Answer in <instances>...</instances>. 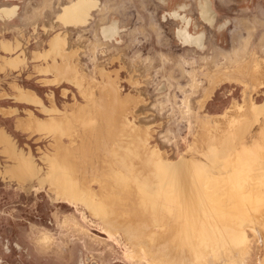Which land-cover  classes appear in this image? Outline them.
Returning <instances> with one entry per match:
<instances>
[{
  "label": "rangeland",
  "instance_id": "obj_1",
  "mask_svg": "<svg viewBox=\"0 0 264 264\" xmlns=\"http://www.w3.org/2000/svg\"><path fill=\"white\" fill-rule=\"evenodd\" d=\"M74 1L0 0V264H264V0Z\"/></svg>",
  "mask_w": 264,
  "mask_h": 264
},
{
  "label": "bare ground",
  "instance_id": "obj_2",
  "mask_svg": "<svg viewBox=\"0 0 264 264\" xmlns=\"http://www.w3.org/2000/svg\"><path fill=\"white\" fill-rule=\"evenodd\" d=\"M90 4V3H89ZM89 4H87V3H84V2H81V1H78V2H76V3H74L72 6H70V7H67V9H66V13H65V19H66V21H68V22H79V21H84V18H85V15H86V13H87V11H88V8H89ZM15 7H13L12 9L11 8H2L1 10H0V12H1V14H2V16H10V15H12L13 13H15ZM201 14H202V16L204 17V19H206L207 21H209V22H212L213 21V19H214V14H213V12H212V10H211V8H210V6H209V4L207 3V2H205L204 1V3L202 4V6H201ZM91 15V14H90ZM36 30V29H35ZM110 32H111V29L109 30ZM181 36L183 37V40L185 41V42H191V43H194V44H197V45H199L200 44V39H199V37H195V36H192V35H190L189 33H182L181 34ZM62 44V41L61 40H59L58 38H54L53 40H52V47H58V46H60ZM193 44V45H194ZM6 47V46H5ZM7 48V47H6ZM201 48V47H200ZM41 57V56H40ZM253 69V68H252ZM256 69V68H255ZM257 75V74H256ZM94 118V117H93ZM93 121H94V119H93ZM258 123V122H257ZM256 126L255 127H253L252 129H251V135H250V141L252 142V147L254 148V149H260V150H262V151H264V119L263 120H261V122H259V124H255ZM257 153H259V154H262L260 151H256ZM255 153V152H254ZM257 153H255V154H257ZM92 161V160H91ZM94 164V163H93ZM95 164H96V162H95ZM145 165V164H144ZM149 166V165H148ZM94 168H96V167H94ZM151 168V167H150ZM261 169L263 168V167H260ZM151 170H152V168H151ZM264 172V171H263ZM151 174V173H150ZM151 178V177H150ZM62 179V178H61ZM147 179H149V178H147ZM150 181H151V179H150ZM147 182H149V180L147 181ZM181 182V181H180ZM180 186H181V184H180ZM63 193V192H62ZM65 193V192H64ZM198 195V194H197ZM196 195V196H197ZM200 195V194H199ZM182 196V195H181ZM186 196V195H185ZM199 196H197V198H198ZM180 198V197H179ZM201 198H203V197H201ZM175 198H173V200H174ZM182 199V198H181ZM184 199V198H183ZM198 199H200V197L198 198ZM197 199V200H198ZM178 200V199H177ZM180 200V199H179ZM203 200H205L204 198H203ZM175 202H176V204L178 203L177 201H176V199L174 200ZM181 201V200H180ZM184 201V200H183ZM187 201V200H186ZM113 202H115V201H113ZM116 203V202H115ZM180 203V202H179ZM178 203V204H179ZM197 203V202H196ZM203 203H204V201H203ZM117 204V203H116ZM197 204H199V201H198V203ZM111 206V205H110ZM109 206V207H110ZM113 206V205H112ZM108 207V208H109ZM112 208V207H111ZM115 208V207H114ZM116 209V208H115ZM110 210V209H109ZM117 210V209H116ZM181 220V219H180Z\"/></svg>",
  "mask_w": 264,
  "mask_h": 264
},
{
  "label": "crops",
  "instance_id": "obj_3",
  "mask_svg": "<svg viewBox=\"0 0 264 264\" xmlns=\"http://www.w3.org/2000/svg\"><path fill=\"white\" fill-rule=\"evenodd\" d=\"M78 1H81V2H84V3H87V4H89L90 6H89V8H88V11H87V13H86V15H85V18H84V21H79V22H68V21H66V19H65V13H66V9H67V7H70V6H72L74 3H76V2H78ZM95 2H96V0H76V1H74L73 3H70L67 7H66V9H65V11L64 12H61V13H63V15H62V20H64L65 21V23L66 24H68V25H83L84 23H87L88 21H89V19H90V14L92 13V12H94V10L96 9L95 7ZM13 7H15V6H13ZM13 7H5V8H13ZM16 8V7H15ZM4 18H7L6 16H4ZM59 40H61L62 41V39L59 37L58 38Z\"/></svg>",
  "mask_w": 264,
  "mask_h": 264
}]
</instances>
